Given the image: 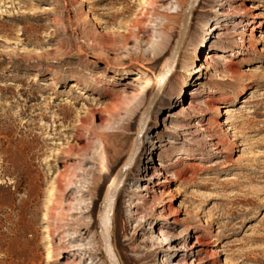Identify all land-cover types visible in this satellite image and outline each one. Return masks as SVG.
Listing matches in <instances>:
<instances>
[{
    "label": "rangeland",
    "instance_id": "374dc122",
    "mask_svg": "<svg viewBox=\"0 0 264 264\" xmlns=\"http://www.w3.org/2000/svg\"><path fill=\"white\" fill-rule=\"evenodd\" d=\"M189 2L0 0V264H75L78 257L67 250L73 240L88 248L84 264H109L99 215L152 98L113 121L105 163L98 160V113L139 86L135 73L152 83L159 76L160 84ZM151 16L160 26L149 36L163 41L162 51L139 56L148 46L132 30ZM239 19L260 26L250 30ZM144 57L147 69L139 70ZM167 83L113 202L118 221L109 230L120 264H138L133 248L166 221L160 208L150 210L162 198L177 211L167 220H179L165 230H201L162 245L153 264L170 262L173 246L196 235L212 242L205 247L217 250L216 264H264V0H197ZM220 99L234 104L217 109ZM154 169L170 182L144 200L146 222L134 228L133 219L122 229L126 205L138 198L131 189L146 185ZM72 232L82 234L69 238ZM199 255V264L211 263Z\"/></svg>",
    "mask_w": 264,
    "mask_h": 264
},
{
    "label": "bare ground",
    "instance_id": "6f19581e",
    "mask_svg": "<svg viewBox=\"0 0 264 264\" xmlns=\"http://www.w3.org/2000/svg\"><path fill=\"white\" fill-rule=\"evenodd\" d=\"M251 15H252V17H255L258 15V13L252 11ZM244 17L246 18L248 16L246 15ZM155 18L156 17L151 16L144 23V24H147L146 27L145 26L141 27L139 25V23H136L133 30H132L134 35H137V33L141 32V36L144 39L142 38L138 42L144 43L148 46V52L147 51L145 52V50H144L143 55H139V56H147L148 54H150L152 52L159 54L162 51L161 46L163 45V41L151 39L153 36H155V34H157L155 27L160 26V23H158V22L156 23ZM238 22L237 23L239 25H243L246 27L249 26L250 30H253V28H255V26L256 27L260 26L259 22L256 23L254 21H251L250 24H247L248 22L245 23V19H239ZM211 29L215 30V29H224V28L221 25L213 24ZM128 34H130V33L127 32L124 36H128ZM149 35L152 37H150ZM203 39L204 38L200 39L201 40V42H199L200 45L203 43L202 42ZM247 42H249V39L247 40ZM210 47H211V51H212V49H215V46H213V45ZM172 50L173 49L170 50L171 53H172ZM216 50H218L220 52H225L226 48L223 46H220ZM169 56H170V53H169V55H167L165 57L164 64L169 59ZM195 61H196V58L192 59L190 63L193 64ZM146 64H147V61H146L145 57H144V59L143 58L139 59V63H138L139 70L147 69ZM174 64H175V61H174ZM174 64L172 66V69L174 67ZM200 67H201V65H199V68ZM203 68H205V69L208 68V61H206V59H205V65L203 66ZM172 69H171V71H172ZM189 70H190L189 68H187L185 70L186 76H188L190 74ZM116 74L119 75V74H121V72L119 71ZM186 76L183 77L184 83L187 82ZM53 78L57 80V78L55 76H53ZM132 79L134 81H139V86L135 87V88L132 87V89H130V91H128L127 93L120 94L114 98H111L107 103H105L102 111H100V113H98L99 116L97 118H98L99 122L103 124L102 131L97 137L98 148L100 147V152L98 154V160L101 163L107 162L106 142H107L108 134L112 129L113 121L116 118L120 117L122 114L130 113L137 105L142 104L144 102V99L146 96H150L149 98H152L151 99V100H153V102L151 104V107H152L153 103L156 102L157 99L159 98V96L162 95L161 93H163V91L167 88V84H168L167 79H166L165 82L158 89L159 76L156 78V81L154 83H152L148 79H145L144 81H142L141 75H138V73H135L132 76ZM101 81H104V80L102 79V76H99L98 82H101ZM79 83H80L79 80L76 79L75 81H72L70 83V87H76L77 84H79ZM89 96H90L89 98H93L92 95H89ZM218 103L220 105L216 106L217 109H219V107H221L223 109V108H228L229 106L233 105L234 101L231 99H220L218 101ZM226 110L230 111L231 109H226ZM226 110L221 111L220 114L221 113L225 114ZM131 123L132 122L125 124V127L130 126ZM221 123L225 124L226 121H222ZM141 146L142 145H141V140H140V147ZM130 166L125 170L123 180H127L128 176H129L128 174L130 171V169H129ZM160 175H161V173L154 169V171L150 173V176L147 179L146 185L142 186V188H140V189H131V190L139 191L138 198L135 201H131L129 204L126 205L129 207V209L126 212V216H127L128 220L126 221L125 219H123L121 221L122 229L125 230L126 226H127V222H132L133 219L136 220V222L134 224V228H137L138 226L141 225V223L147 221V219L149 217L147 216V214H146L147 212H146L145 208L143 207L144 200L146 198L150 197L149 192L152 193V197H155L154 193L157 192V188H159V187L163 188L167 185L168 182H170V179L166 175H164L162 178L159 177ZM123 180H122V182H123ZM163 190H164L163 191L164 196H166L170 193L169 189H166V190L163 189ZM168 200L162 198L160 200L159 204H154L150 208L151 211H156L158 208H160L159 214L161 215V221H165V220L166 221L162 222V225L157 229L156 235H151V234L148 235V239H150V240H146L142 247L137 246L136 248H133V251L135 253L134 258L138 264H153L152 260L154 258V255L156 252H159L161 250L162 245H170L172 240H179L183 236H185L187 233H189V236L190 235L194 236L193 234L195 232H199L201 230L197 226H191L192 228L190 227L191 228L190 231L188 230V232L184 233V235H182V229L181 228L176 229V232H169V231L165 230L162 226L167 227V229H173V227H175V224L179 223V220L177 218H173L170 221L167 220L168 218H170L171 214H175V215L177 214L176 210H173L172 212L170 211L171 209L169 207V204H168L169 201ZM113 202H114V200H113ZM112 207H113V205H112ZM111 212H112V210H111ZM111 221H113V225L116 229L118 220H117V216L112 215V213H110V216H109V224L110 225H111ZM110 231L111 230H109V232ZM211 233H213V232L211 231V228H210L207 235H209ZM70 234L71 235L69 238H78L82 233L72 232ZM110 238H111V236H110ZM187 238L188 237H186V239L184 238V241L181 243H178L175 245L173 244L174 246L171 249V251H172V256L174 259H172L170 262L164 261V264H199L201 262V260H203V257L201 255H199L200 253H204L205 255H207L208 258H211L210 264H216V261L218 258L217 250L211 249V248L207 249L205 247L207 244H212L211 241H207L206 239H203L202 236H200V235H196L194 240H192V241H187ZM214 239H216V238L214 237ZM155 240H157V242H155ZM111 244H112V242H111ZM112 248H113V246H112ZM67 250L69 252H71L70 253L71 256L78 257V259L75 261V264H84L85 263V260L83 258H85L87 256L86 253L88 252V248L85 247L83 244H81L78 240L77 241L76 240L70 241ZM113 251H114V249H113ZM51 252L52 251L49 248H47L45 250V255L47 258L52 257ZM89 252H91V251H89ZM115 255H116V253H115ZM117 260H118V258H117ZM119 264H120V262H119ZM225 264H228V261H225Z\"/></svg>",
    "mask_w": 264,
    "mask_h": 264
},
{
    "label": "water",
    "instance_id": "95a60500",
    "mask_svg": "<svg viewBox=\"0 0 264 264\" xmlns=\"http://www.w3.org/2000/svg\"><path fill=\"white\" fill-rule=\"evenodd\" d=\"M196 2H197V0H190L189 4L185 10L184 19H183V22L181 24L180 34H179L178 39L175 43L173 58L169 64V66L167 67L166 71L163 73V75L160 79V84L158 86V89L165 82V80L167 79V77L169 76V74L171 72L172 66H173L174 61H175V57L177 56V53L181 47V44H182V42L185 38V34L187 32V27H188L190 15H191V9L195 5ZM152 102H153V100L150 101L149 105L147 106V108L145 109V111L141 117V122H140V126H139V134H138L137 138L134 140L130 155L127 158L126 163L122 166L121 170L119 171V174L117 175L114 183L110 186V188L107 192V195L105 197V202H104L103 208H102L101 213L99 215V223H100V230L99 231H100L102 241H103V250L109 259V264H119V261L117 260V257L113 251V248H112L110 232H109V216H110V213L112 210L113 200L116 196V193H117L119 186L122 183L125 170L131 165V163L133 162V159L135 158V156L137 155V153L140 149V140H141L140 136H141V133L143 132L145 123H146L147 118L149 116V112H150Z\"/></svg>",
    "mask_w": 264,
    "mask_h": 264
}]
</instances>
